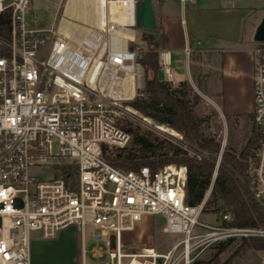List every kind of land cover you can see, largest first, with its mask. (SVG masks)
Wrapping results in <instances>:
<instances>
[{"label": "built area", "instance_id": "1", "mask_svg": "<svg viewBox=\"0 0 264 264\" xmlns=\"http://www.w3.org/2000/svg\"><path fill=\"white\" fill-rule=\"evenodd\" d=\"M104 1L95 18H77L65 13L64 0L54 28H35L26 19L31 0H0V17L9 24L7 38H0V264H30L31 234L51 239L67 226L82 237L88 228L103 243L89 253L108 262L88 264H192L211 244L264 239V220L225 225L234 215L222 211L214 223L201 221L205 199L186 202L182 166L125 170L105 160L104 148L130 140L118 121L123 103L143 95L139 58L146 40L135 35L137 0H112L121 4V23L111 0ZM252 57L251 120L259 137L251 195L264 213V42ZM158 64L169 76L168 51L158 53ZM41 166L50 177L31 172ZM147 215H161L162 232L182 239L164 252L126 250L123 232Z\"/></svg>", "mask_w": 264, "mask_h": 264}, {"label": "trees", "instance_id": "2", "mask_svg": "<svg viewBox=\"0 0 264 264\" xmlns=\"http://www.w3.org/2000/svg\"><path fill=\"white\" fill-rule=\"evenodd\" d=\"M9 24L7 18L0 17V38H7ZM142 37L148 42L139 62L144 71L143 95L129 102V105L142 115L158 124L168 126L182 134L188 142L185 147L173 146L169 152H156V146L144 135L128 126L119 124L130 135L128 145L114 149L104 148L103 156L113 166L128 170L147 165L155 170L167 164L185 168L184 190L186 202L195 204L205 199L206 213L219 214L231 212L232 221L225 225H257L264 220V213L251 195L252 178L250 174L253 151L256 147L259 132L251 120V128L246 142L236 152L229 148L223 150L216 173L215 159L219 150V141L201 133L202 118L194 112L199 97L190 85L181 81L172 86L169 81L160 80L156 73L159 70L158 49L166 41L161 36L155 42L153 31L144 30ZM251 116V114H247ZM66 171L70 168L63 166ZM73 169V168H72ZM232 239L217 243V253L223 250ZM242 245L254 250L264 251V240L259 238L244 239ZM192 264H210L209 261L195 259Z\"/></svg>", "mask_w": 264, "mask_h": 264}, {"label": "rangeland", "instance_id": "3", "mask_svg": "<svg viewBox=\"0 0 264 264\" xmlns=\"http://www.w3.org/2000/svg\"><path fill=\"white\" fill-rule=\"evenodd\" d=\"M63 2L64 0H31V12L26 15V19L35 28H54L62 10ZM201 2L210 6L214 4L218 7L213 17L218 18L221 21L220 25L224 28H230L231 33L235 35L236 39L233 46L240 43L243 46L254 47L258 44L253 40V35L264 15V0H202ZM134 30L137 39L139 38L142 41L144 29L135 26ZM142 45L144 49H147L148 42L143 41ZM156 76L159 79H165L163 68L157 71ZM129 102L123 103L125 113L119 119V124L128 126L150 139L156 146L157 153H170L173 146L185 147L188 145L181 133L142 115L133 109ZM194 112L202 118L200 125L202 135L219 141L220 146L215 159V170L219 165L224 149L229 148L238 152L246 142L252 125L251 116L243 114L223 117L213 105L204 100L200 101V98L194 106ZM159 126L165 127V129L161 130ZM114 147L112 146V149ZM31 172L41 179L51 176V170L46 166L32 167ZM208 193L209 190L206 192L204 199L207 198ZM217 215L206 212L201 215L200 220L206 223H214ZM164 224L165 219L161 215L144 216L142 220L135 224L132 230L123 232L125 249L136 251L147 246L152 247L156 252L166 251L182 239L183 235L162 232L161 228ZM78 231L67 226V228L59 230L56 237L51 239H41L37 232H33L31 234L32 264H80L79 258L72 259L73 243H70L72 238L77 237L79 240ZM48 241L50 243H47ZM243 241L240 238L233 239L218 253L217 243L211 244L202 248L196 259L210 260V264H264V251L254 250L242 245ZM95 245H103V243L95 241L91 237V231L84 228V263L108 262L106 255L102 258L91 256L89 250Z\"/></svg>", "mask_w": 264, "mask_h": 264}, {"label": "crops", "instance_id": "4", "mask_svg": "<svg viewBox=\"0 0 264 264\" xmlns=\"http://www.w3.org/2000/svg\"><path fill=\"white\" fill-rule=\"evenodd\" d=\"M201 1L153 0L157 23L154 41L159 43L162 35L166 37L158 53L168 51L170 67V75L163 71L166 77L160 80L169 81L172 86L187 82L200 101L213 105L223 117L250 114L254 47L240 43L233 46L235 35L213 17L218 7ZM90 18H94L93 14ZM70 243L72 259L79 258L81 264L85 250L80 232L79 240L75 237ZM31 251L32 246L30 264Z\"/></svg>", "mask_w": 264, "mask_h": 264}, {"label": "bare ground", "instance_id": "5", "mask_svg": "<svg viewBox=\"0 0 264 264\" xmlns=\"http://www.w3.org/2000/svg\"><path fill=\"white\" fill-rule=\"evenodd\" d=\"M78 4H80L81 7H79ZM104 4V0H66L64 11L65 13H76V15L74 16L77 18H80L81 16H86L90 18L92 14L95 18L96 14L103 11ZM76 7L78 8L76 9ZM109 10L112 13V17L115 19V21H117L118 23H121L123 21L124 14H122V8L120 3L111 0L109 3ZM126 34L121 33V35L124 36H126ZM159 128L161 130L165 129V127L162 126H159Z\"/></svg>", "mask_w": 264, "mask_h": 264}, {"label": "water", "instance_id": "6", "mask_svg": "<svg viewBox=\"0 0 264 264\" xmlns=\"http://www.w3.org/2000/svg\"><path fill=\"white\" fill-rule=\"evenodd\" d=\"M135 26L144 30L153 31L156 29V16L153 7V0H137L134 6ZM253 40L256 42H264V15L258 23ZM216 173V169L214 170ZM156 261L160 263V258Z\"/></svg>", "mask_w": 264, "mask_h": 264}]
</instances>
